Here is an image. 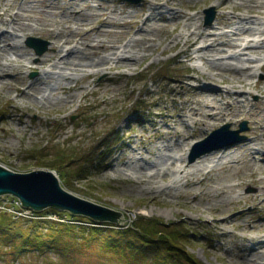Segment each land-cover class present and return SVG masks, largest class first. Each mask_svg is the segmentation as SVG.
Returning a JSON list of instances; mask_svg holds the SVG:
<instances>
[{
    "label": "rangeland",
    "instance_id": "374dc122",
    "mask_svg": "<svg viewBox=\"0 0 264 264\" xmlns=\"http://www.w3.org/2000/svg\"><path fill=\"white\" fill-rule=\"evenodd\" d=\"M39 1L34 0L32 3L39 7L45 4V2L39 3ZM50 1L58 6L65 5L67 2V0ZM88 1L93 7L96 6V0ZM104 1L108 7L116 8L118 12L125 5L128 6L127 12L138 10L142 2V0H139L138 3L128 0ZM180 1L189 6H196L187 12L194 17V25L203 29H214L215 33L221 34L233 29L232 26L234 28L240 26L238 19H234L232 25L220 23L219 18L224 13L217 7L216 0H202L197 3L188 0ZM207 9L213 10L210 14L214 15V19L210 24H206L205 20L207 15L205 10ZM235 10L237 11H225L227 13L225 16L231 17L234 14L232 12H245L241 6L236 7ZM86 12L92 13L88 10ZM108 16L113 20L120 18L130 20L124 26H114L112 29L131 35L135 34L138 25L131 31V22L135 17L127 18L126 14L111 13ZM250 19L255 24H249L247 27L251 26L256 31L264 30V15L252 12ZM94 24H98L96 19H94ZM48 25H51V28L58 34L72 38V31L68 29V24L60 23L59 18L53 13L39 25L41 28L39 31L18 32L17 37L14 35L13 38L17 40L16 43L19 47L18 54L24 62L35 63L42 56L51 53L54 46L53 40L45 32ZM70 25L72 26V24ZM167 27L169 29L168 40H172L181 30V24H170ZM5 29L6 26H2L0 23V32ZM93 36L94 34H91V37ZM29 37L46 41L47 50L43 54L37 55L35 50L26 44ZM162 38L165 36L162 35ZM253 38L254 42H251V45H255L256 42L261 45V48L259 51L243 55V58L257 60L252 64L251 72L254 77L251 82H258V86H260L264 81V68H260L262 64L264 65V35H255ZM166 41H162L151 52V55L142 60L137 67L114 70L110 74L112 78L109 80H106L107 72H101L93 77H80L71 84V89L57 91L52 104L38 106L33 99H21L16 91L18 78H24L30 83L39 77V72L34 68L22 70L15 65L10 66L11 75L15 74L16 77L8 83L0 85V115H2L0 116V165L19 173L41 169L52 170L59 177L64 190L121 212V223L115 222L118 228H127L128 224L137 220L139 216L159 218L165 223L182 222L193 236L188 245V251L201 264H241L236 253L240 251L244 253L243 246L250 247L252 245L248 240V233L235 225H227L224 231H221L219 220L223 217L222 214H216L213 206L224 210L233 209L235 203L227 204L228 198L231 199L236 193L252 194L257 190L256 185L248 183L235 188V191L227 190L226 194L220 196L212 198L208 196V193L214 192L212 187L217 180L226 185L234 184L239 179L241 171L230 170L224 166L215 171L216 175L212 173L213 178L208 177L203 180L204 175L194 177L193 182L198 181L195 183L196 185L191 181L186 186L170 193L167 191L151 193L149 190L143 189L144 186L137 184L135 179L127 174L112 170L113 167L126 160V158L120 159L124 155L125 149L133 145L135 141L146 143V147L152 145L151 141L146 138L147 132L141 130L139 122H135L137 117L145 121L159 113L155 116V121L157 126H160L165 123L160 112L172 113L173 109L181 108L183 99L181 95L178 96L175 103L172 102L173 93L168 86V82H171L170 79H182L184 84L194 85V81L186 76L194 73L193 67H196V71L203 72L205 70L199 61L187 62L191 68H185L180 63L186 60L184 54L178 57V60L172 58L179 51L181 45L161 53L167 46ZM224 50L226 54L233 52L232 49L226 47ZM2 62L4 61L2 60ZM21 72L24 75H21ZM175 86L178 89L182 87L181 83H175ZM42 88L45 86L42 85ZM187 95L186 99H192L191 94L187 93ZM71 96L72 103L60 102V100L69 102ZM39 98L40 95H35L34 99ZM248 98L251 101H257L259 94L257 91H253ZM263 107L264 104L258 103L254 109L259 114ZM262 116L263 112L260 113L259 118L261 119ZM243 123L246 130L239 133L240 136H244L241 141L227 145L230 138L221 136L220 139L213 140L194 150L195 160L200 157H197L198 153L206 148H212L209 151L211 152L218 149L221 151L224 148L233 150L235 146H240L243 141L249 138L247 135L251 126L249 120L241 117L228 123L231 130L240 129V125ZM26 124L28 126L25 128ZM224 124L227 123L214 121L211 126L204 128L201 136L191 141L194 144L205 139ZM187 130L192 131L191 127H188ZM193 146L186 154L187 163L195 161H190ZM261 149L264 154V146ZM61 155H64L66 162L64 161V168L58 169L53 160ZM81 167H85V169L78 175L76 170ZM240 200L244 211L253 209L254 204L246 201L244 197H241ZM13 203L16 206H13ZM19 206L20 202L11 195L0 196V210H5L9 215L16 216L15 214L18 213L15 209H18ZM261 215L264 218V205L260 209L253 210L251 216L261 217ZM23 216L21 217L27 218L25 215ZM244 219L249 218L247 216ZM214 220L218 222H214ZM245 220L240 219L239 223L244 224ZM4 249L0 242V251L3 252ZM109 257V254H102L96 250L95 246H92L85 253H79L73 263L72 256L67 258V263L57 259V254L50 253L44 257H31V259L25 255L24 258L18 260L8 256L0 260V264H107L106 260L110 259Z\"/></svg>",
    "mask_w": 264,
    "mask_h": 264
},
{
    "label": "bare ground",
    "instance_id": "6f19581e",
    "mask_svg": "<svg viewBox=\"0 0 264 264\" xmlns=\"http://www.w3.org/2000/svg\"><path fill=\"white\" fill-rule=\"evenodd\" d=\"M33 1L0 0V23L6 26V29L0 32V85L16 77L15 74L11 75L10 66L15 65L22 70L34 68L39 72V77L30 83L24 78H18L16 91L21 99H33L38 106L52 104L57 91L71 89V84L80 77H93L107 72L106 80H109L114 70L137 67L165 40L167 46L161 53L181 45L179 51L172 56L173 59L178 60V57L184 54L186 60L180 63L185 68L190 67L187 62L199 61L203 64V72L196 71V67H193L194 73L186 76L194 81V85L184 84L182 79H170L171 82H168L173 93L172 102L175 103L180 95L184 100L182 99L179 110L173 109L172 113L160 112L165 119L163 125L156 124L155 116L159 113L154 114L150 120L143 121L140 117L135 119V122L141 124V130L147 132L146 138L152 145L146 147V143L135 141L125 149L120 159L126 160L112 170L127 174L151 193H170L191 181L193 184L198 183L193 182L197 175H204L203 180L213 178L212 173L215 174L217 169L224 166L230 170L241 171L234 184L226 185L217 180L212 187L214 192L208 193V196H220L226 194L227 190L235 191V188L248 183L256 185L257 190L252 194L236 193L231 199L228 198L227 204L235 203V208H213L216 214H222L223 218L219 220L221 231H224L227 225H235L248 233V240L252 245L243 246L244 253H236L240 263L264 264V218L262 215L251 216L253 210L264 205V154L261 149L264 146V107L261 110V119V112L257 114L254 109L258 103L264 104V81L260 86L258 82H251L254 77L251 72L252 64L257 60L243 58V55L259 51L261 48V45L256 42L251 45V42H254L253 36L264 35V30L256 31L247 26L255 24L250 19L252 12L264 15V0H216L217 7L224 13L219 18L221 24L232 25L234 19L240 20V26H232L233 29L221 34L215 33L214 29H203L194 25V17L187 10L196 6L186 5L180 0H142L139 9L132 12L126 11L127 5L122 6L118 12L116 8L108 7L104 0H96L95 7L88 0H67L65 5L60 6L50 0H40L39 3L45 2L41 7L35 6ZM188 1L197 3L202 0ZM238 6L245 12H232L234 14L231 17L225 16V11H237L235 8ZM86 10L92 13H87ZM53 13L60 23L68 24L72 38L58 34L48 25L45 32L53 40L51 53L42 56L35 63L24 62L18 54L19 47L17 40L13 38L14 35L17 37L18 32L39 31V25ZM109 13L126 14L127 18L135 17L131 22V31L138 25L135 34L113 30L114 26H124L130 20H113L108 16ZM94 19L97 25L94 24ZM170 24H181V30L172 40L167 37V26ZM91 34L94 36L91 37ZM161 34L165 38H162ZM225 47L233 52L226 54ZM260 68H264V65ZM20 74L24 75L22 72ZM174 82L181 83L182 87L178 89ZM42 85L45 88H42ZM145 89L147 90V87ZM253 91L259 94L257 101L248 98ZM187 93L192 95V99H186ZM35 95H40V98L34 99ZM57 102L70 104L72 96L69 102ZM241 117L248 119L251 126L247 133L249 138L240 146H235L233 150H214L192 163L186 162L190 147L205 141L211 134L194 144L191 141L201 136L207 126H211L214 121L228 124L229 121ZM27 126L28 124L25 128ZM188 127H191V132L187 130ZM220 133L213 137L214 140L220 139ZM222 136L231 138L230 134ZM241 197L254 204L252 210L242 209ZM247 216L249 219L245 220ZM240 219L245 220V223H239Z\"/></svg>",
    "mask_w": 264,
    "mask_h": 264
},
{
    "label": "trees",
    "instance_id": "16d2710c",
    "mask_svg": "<svg viewBox=\"0 0 264 264\" xmlns=\"http://www.w3.org/2000/svg\"><path fill=\"white\" fill-rule=\"evenodd\" d=\"M63 156L53 160L58 169L64 168ZM84 169L76 170L77 174ZM46 213L57 217L49 218ZM33 215L36 217L16 218L0 210V242L5 248L0 251V260L55 253L57 259L67 263L72 256L73 263L79 253L95 246L102 254L110 255L107 264H201L188 251L193 236L182 222L165 223L159 218L139 216L127 228H118L113 223L56 209L35 211Z\"/></svg>",
    "mask_w": 264,
    "mask_h": 264
},
{
    "label": "water",
    "instance_id": "95a60500",
    "mask_svg": "<svg viewBox=\"0 0 264 264\" xmlns=\"http://www.w3.org/2000/svg\"><path fill=\"white\" fill-rule=\"evenodd\" d=\"M128 1L133 3L139 2V0ZM212 11V9L205 10L207 14L206 24H210L214 19V15L210 14ZM26 44L34 49L37 55L43 54L47 50L48 45L46 41L36 37H29ZM244 130H246L244 123L240 125V129L238 130H230L229 124L216 131L214 130L205 141L194 145L190 161H194L196 158L193 155L194 150L208 143V140H214L215 138L213 137L217 133L230 134L231 138L226 143L230 145L244 138V136L239 135ZM211 149L206 148L201 150L197 157L209 152ZM3 195H11L17 198L22 206L35 211L55 208L72 215L84 216L97 222L121 223V212L64 190L61 187L59 177L52 170L41 169L19 173L0 165V196Z\"/></svg>",
    "mask_w": 264,
    "mask_h": 264
},
{
    "label": "built area",
    "instance_id": "2783aa9c",
    "mask_svg": "<svg viewBox=\"0 0 264 264\" xmlns=\"http://www.w3.org/2000/svg\"><path fill=\"white\" fill-rule=\"evenodd\" d=\"M15 212V211H14ZM16 213H18V214H22V213H20V212H16ZM24 213H27V212H24Z\"/></svg>",
    "mask_w": 264,
    "mask_h": 264
}]
</instances>
